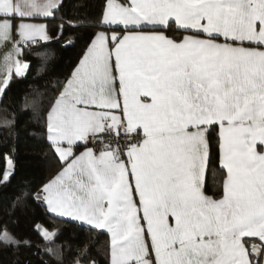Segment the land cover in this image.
I'll return each instance as SVG.
<instances>
[{
	"label": "snow or ice",
	"instance_id": "1",
	"mask_svg": "<svg viewBox=\"0 0 264 264\" xmlns=\"http://www.w3.org/2000/svg\"><path fill=\"white\" fill-rule=\"evenodd\" d=\"M78 27L65 0H0V96ZM94 28L43 116L61 168L24 196L107 234V264H264V0H104ZM33 231L63 264L59 234ZM32 247L0 219V252Z\"/></svg>",
	"mask_w": 264,
	"mask_h": 264
},
{
	"label": "trees",
	"instance_id": "2",
	"mask_svg": "<svg viewBox=\"0 0 264 264\" xmlns=\"http://www.w3.org/2000/svg\"><path fill=\"white\" fill-rule=\"evenodd\" d=\"M103 4L104 0H65L66 16L80 26L75 31L66 29L62 43L68 46L54 44L47 49L53 55L46 65L35 53L30 54L31 68L26 76L14 79L6 94L0 96V174L6 166L4 153L14 152L15 164L10 183L0 184V219L11 215L17 233L30 238L33 244L32 248H22L16 253L0 252V264H60L58 258L44 254L45 242L33 231L37 225L59 234L55 245L63 247V264H75L77 259L82 264H92L93 260L107 264V234L89 228L82 234H75L64 218L46 214L43 206L24 196L25 193L34 196L61 167L59 158L42 135L45 131L43 116L56 95L54 86L70 75L88 36L99 29L94 28V22ZM49 26L56 27L55 23ZM33 102H38L42 111H34ZM5 120L11 122L10 126H3ZM216 131L213 132L211 157L206 169L205 190L208 194L219 190L223 174L218 163ZM17 196L24 202L13 208ZM81 253L85 255L81 256Z\"/></svg>",
	"mask_w": 264,
	"mask_h": 264
},
{
	"label": "crops",
	"instance_id": "3",
	"mask_svg": "<svg viewBox=\"0 0 264 264\" xmlns=\"http://www.w3.org/2000/svg\"><path fill=\"white\" fill-rule=\"evenodd\" d=\"M174 25V24H173ZM174 27H175V25H174ZM98 30H101V29H98ZM170 35V34H169ZM4 51H6V49L5 50H0V57H2V55H3V52ZM0 63H2V59H0ZM75 67V66H74ZM217 131H218V129H217ZM84 149H83V147H79V148H77L76 149V152H77V154H79V152H81V151H83ZM58 157V156H57ZM61 168V167H60ZM60 168L56 171V173L60 170ZM56 173H54L51 177H53ZM50 177V178H51ZM49 178V179H50ZM48 179V180H49ZM47 180V181H48ZM205 180H206V173H205V177H204V187H205ZM46 181V182H47ZM45 182V183H46ZM206 191V190H205ZM207 192V191H206ZM207 194H208V192H207ZM211 195V194H210ZM65 220H66V223H67V225L72 229V231H73V233H75V234H82V233H84L89 227L88 226H86V225H83V224H81L80 222H75V221H71V220H68L67 218H64Z\"/></svg>",
	"mask_w": 264,
	"mask_h": 264
},
{
	"label": "rangeland",
	"instance_id": "4",
	"mask_svg": "<svg viewBox=\"0 0 264 264\" xmlns=\"http://www.w3.org/2000/svg\"><path fill=\"white\" fill-rule=\"evenodd\" d=\"M6 167V166H5ZM42 230L44 229V228H41Z\"/></svg>",
	"mask_w": 264,
	"mask_h": 264
},
{
	"label": "built area",
	"instance_id": "5",
	"mask_svg": "<svg viewBox=\"0 0 264 264\" xmlns=\"http://www.w3.org/2000/svg\"><path fill=\"white\" fill-rule=\"evenodd\" d=\"M125 159H126V157H125Z\"/></svg>",
	"mask_w": 264,
	"mask_h": 264
}]
</instances>
